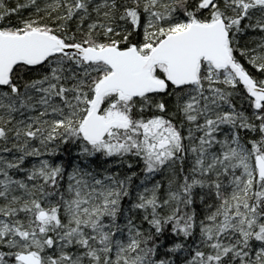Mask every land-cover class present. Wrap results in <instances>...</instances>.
<instances>
[{
	"label": "snow or ice",
	"instance_id": "snow-or-ice-1",
	"mask_svg": "<svg viewBox=\"0 0 264 264\" xmlns=\"http://www.w3.org/2000/svg\"><path fill=\"white\" fill-rule=\"evenodd\" d=\"M0 264H264V0H0Z\"/></svg>",
	"mask_w": 264,
	"mask_h": 264
}]
</instances>
